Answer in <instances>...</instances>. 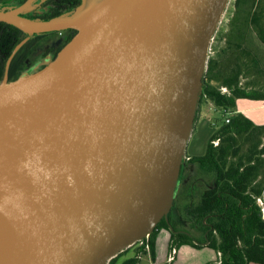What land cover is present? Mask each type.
<instances>
[{
	"label": "water",
	"instance_id": "obj_1",
	"mask_svg": "<svg viewBox=\"0 0 264 264\" xmlns=\"http://www.w3.org/2000/svg\"><path fill=\"white\" fill-rule=\"evenodd\" d=\"M30 1L0 20L77 32L0 81V264H107L173 204L229 0H84L50 18L21 15Z\"/></svg>",
	"mask_w": 264,
	"mask_h": 264
},
{
	"label": "trees",
	"instance_id": "obj_2",
	"mask_svg": "<svg viewBox=\"0 0 264 264\" xmlns=\"http://www.w3.org/2000/svg\"><path fill=\"white\" fill-rule=\"evenodd\" d=\"M61 1L70 5L53 7L43 17H30L66 15L81 4L80 0ZM234 6L236 29L227 38V47L231 50L221 57H209L199 97V103L211 102L223 117L213 120L214 129L203 154L191 156L186 152V164L181 165L180 186L173 204L149 233L152 258L156 231L164 227L170 232V248L190 244L214 249L217 258L205 264H264V123H256L237 109L238 98L264 100L261 83L264 54L247 44L246 34L252 28L264 44V0H234ZM242 26L247 31L240 33ZM0 31L24 34L17 26L2 20ZM54 32L63 35L60 43L63 46L77 30L68 28L47 33ZM9 75L10 78L17 76L11 72ZM2 77L0 72V81ZM243 77L247 79L244 83ZM256 77L260 79L255 80ZM215 140H218L216 144ZM128 248L107 264H114ZM135 251L134 256L120 264H139L146 249L138 245Z\"/></svg>",
	"mask_w": 264,
	"mask_h": 264
},
{
	"label": "rangeland",
	"instance_id": "obj_3",
	"mask_svg": "<svg viewBox=\"0 0 264 264\" xmlns=\"http://www.w3.org/2000/svg\"><path fill=\"white\" fill-rule=\"evenodd\" d=\"M88 1H90V0H88ZM97 1L98 0H91L90 2L95 3ZM40 2H42V0H31L29 6L26 7L24 10L25 15L31 16V14H33V15L34 14L35 15L36 14H43L46 9L39 8ZM83 2H84V0H83ZM73 11L69 14H66V15L72 14ZM236 12H237V8L234 6V0H229L224 13L222 14L220 22L217 26V29L213 35V38L211 40L210 47H209L208 59L210 56H213V57L220 56L221 57L231 50V49H228L229 47H227L228 46L227 45V38L229 37V34L236 29L237 20L234 18ZM245 31H247V30L242 26V28L240 29V33L245 32ZM246 34H247V40H248L247 44L250 45L251 48H254L258 53L260 52L261 54H264V44L261 43L259 41V39L256 37V34L253 31V29L248 28V31ZM44 39L48 40L47 44L49 46L55 47L58 44L60 45V43L63 39V36L61 34L52 33V34L45 36ZM44 48H47V47H44ZM224 49H226L225 52H223ZM41 52H43V51H40L38 56H37L38 66L42 62L41 61L42 59L40 56ZM49 61L50 60L47 59V63ZM34 70L35 69H28L27 68L24 71H22L19 74V76L32 73V72H34ZM258 78L260 79V77H256L255 80H258ZM262 80L263 81L261 83L264 85V78L263 77H262ZM245 81H247V79L243 77L241 79V82L244 83ZM257 109L258 110L255 111L256 114L253 116H257L259 118H264V104L259 105L257 107ZM198 111H200V112L199 113L197 112L196 120L194 122L192 131H191V135H190V137L188 139V143H187L186 152L191 156L200 155V154L204 153L205 148H206V144H207V142H208V140H209V138L213 132V129H214L213 120H215L216 117H220L223 115L222 112L215 110V108L212 106L211 102L204 101V100L199 103ZM185 160H186V157L183 159V163H185ZM166 243H167V241L164 243V245L162 247L164 250V256H165V251H166ZM138 244L139 243L137 242V243L130 245L129 248L127 247L128 248L127 250L135 249V247L138 246ZM186 246H188V245H186ZM184 248H186V247H184ZM215 256H216L215 250L208 248V247H204V248H194V247L192 248L191 247L190 249H182V251H180V264H190V262L193 261L194 259L202 260V259H205L207 257H215Z\"/></svg>",
	"mask_w": 264,
	"mask_h": 264
},
{
	"label": "flooded vegetation",
	"instance_id": "obj_4",
	"mask_svg": "<svg viewBox=\"0 0 264 264\" xmlns=\"http://www.w3.org/2000/svg\"><path fill=\"white\" fill-rule=\"evenodd\" d=\"M25 1L26 0H0V8L6 10L15 9ZM80 2L82 3L83 0H80ZM29 4L30 2H28L25 8L28 7ZM69 5L70 3L61 0H42V2H40L39 4V8L46 9L45 12L43 14H36V15L31 14V16L43 17L44 14L50 13L51 8L53 7L66 8ZM78 5L79 4H77L76 7ZM25 8L20 14L26 17H30L28 15H25L24 12ZM35 17H31V18H35ZM54 33L60 34L59 32H54ZM40 34H43V36L37 37L36 34L28 35L25 32L22 35L20 33L15 34L11 32L6 33L4 31H0V72H3V76L7 72L8 80L17 78L19 74L27 68L35 69L34 71H36L42 68L47 63V59L51 60L56 56L57 52L60 50L62 46H60L59 44L55 47L49 46L47 44L48 40L44 39V37L49 34L47 32ZM17 39L19 40L16 41ZM18 44L20 45L16 48ZM40 51H43L40 53L42 59L41 61L43 63L41 62L40 65L38 66L37 56ZM10 72L15 73L17 76L15 78H10L9 75ZM184 164H186V161L185 163H183V165Z\"/></svg>",
	"mask_w": 264,
	"mask_h": 264
},
{
	"label": "crops",
	"instance_id": "obj_5",
	"mask_svg": "<svg viewBox=\"0 0 264 264\" xmlns=\"http://www.w3.org/2000/svg\"><path fill=\"white\" fill-rule=\"evenodd\" d=\"M258 104L263 105L264 100H255V99H248V98H238L237 99V109L238 110L244 112L247 116H249L256 123H264V118H259L257 116H253L256 114L255 111L258 110L257 109V107L259 106ZM199 112L200 111H198V113ZM195 120H194V122H195ZM166 241H167L166 251H165V256H164V250L162 247ZM169 242H170L169 230L164 228V227L159 228L155 234L154 248H153L154 258L151 257L150 250L146 251L145 253H143L140 256L139 264H180V251H182V249H190L191 247L192 248L194 247L190 244H181L179 247L176 248V253H175L173 260L169 261L168 260V254H169V251L171 249ZM138 245H141V244H138ZM186 245H188V246H186ZM184 247H186V248H184ZM204 247H208V246L203 245L201 247H194V248H204ZM208 248H210V247H208ZM135 250H136V247H135V249H129L126 252H124L116 260V262L114 264H120L124 259L134 256L136 253ZM217 256H218V253L216 252L215 257H207V258L202 259V260L194 259L193 261L190 262V264H205L207 261L216 259ZM250 264H259V263H250Z\"/></svg>",
	"mask_w": 264,
	"mask_h": 264
},
{
	"label": "built area",
	"instance_id": "obj_6",
	"mask_svg": "<svg viewBox=\"0 0 264 264\" xmlns=\"http://www.w3.org/2000/svg\"><path fill=\"white\" fill-rule=\"evenodd\" d=\"M223 90H225V88H223ZM225 117H226V120H228V117L227 115L225 114ZM218 142V140H215L214 143L216 144ZM263 213H264V207H263ZM149 234H147L145 237H143L142 239L138 240L137 242L141 245L144 246V248L146 249V251H149L150 250V245H149ZM175 253H176V248L175 247H172L169 251V254H168V260L169 261H172L174 256H175Z\"/></svg>",
	"mask_w": 264,
	"mask_h": 264
}]
</instances>
